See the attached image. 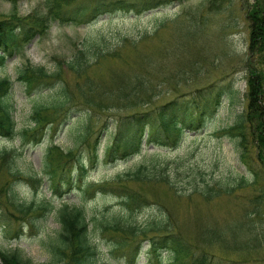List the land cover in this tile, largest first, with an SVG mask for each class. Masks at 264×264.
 <instances>
[{
    "label": "trees",
    "instance_id": "trees-1",
    "mask_svg": "<svg viewBox=\"0 0 264 264\" xmlns=\"http://www.w3.org/2000/svg\"><path fill=\"white\" fill-rule=\"evenodd\" d=\"M5 1L15 5L23 0ZM44 1L41 8L26 15L12 13L0 19V65L27 42L47 35L55 23L92 25L102 15L141 16L170 5L182 8L192 0ZM204 3L207 11L216 12L229 7L231 0ZM245 14L249 38L244 65H252L247 67L245 78L246 105L232 124L218 128L215 135L235 142L249 180L241 176L235 183L206 176L185 163L173 169L167 160L157 158L161 153L158 150L178 149L184 136L194 141L204 138L206 122L222 97L234 93L233 82L220 84L221 78L193 89L183 88L197 69L196 63L188 65L187 72L184 69L187 61L195 57L188 45L200 41L202 46L206 16L196 10L183 17L173 13L150 30L142 31L136 39L128 35L111 39L105 34H94L82 39L71 57L53 55L50 68L28 61L18 67L15 80L0 79V178L4 177L0 182V232L20 237L26 227L28 233L36 236L39 221L53 211L48 204L21 202L16 185L27 182L32 189L44 186L53 197L62 199L79 190L83 201L97 190L115 197L126 212L153 205L152 214L141 224L133 223L126 213L112 214L89 228L83 207L63 203L55 212L58 232L49 235L45 242L50 255L45 264H94L100 251L99 241L106 244L112 257L123 258L129 264H136L141 254L148 264H264V257L254 254L255 241L261 237L255 229L251 230L253 214L264 211V189L257 188L259 175L264 172V68L252 64L253 58L264 64V0H253ZM165 26L172 32V40L148 53L138 51L135 64L123 57L122 48H136L154 41ZM108 59H118L124 66L108 70L110 79L104 82L91 72ZM170 63L173 68H169ZM16 85L26 96L33 95L39 100L30 108L29 123L20 128L12 99ZM171 86L172 97L168 99L170 91L166 88ZM75 125L76 143L64 149L50 142L41 160L42 173L24 174L16 166L23 151L13 141L32 147L64 126ZM104 136L107 142L101 148ZM143 146L156 150L148 158L142 155L131 169L113 175L108 181L95 187L87 183L91 170L126 162L140 155ZM184 180L189 183L182 189ZM248 187L252 193L246 196L243 192ZM157 189L171 193L175 199L200 197L207 209L225 195L245 200V204L235 223H219L208 213L199 212L191 221V230H183L175 215L158 199ZM145 190H150L154 198ZM14 220L20 223L13 230ZM0 264L33 263L15 249L0 250Z\"/></svg>",
    "mask_w": 264,
    "mask_h": 264
},
{
    "label": "rangeland",
    "instance_id": "rangeland-1",
    "mask_svg": "<svg viewBox=\"0 0 264 264\" xmlns=\"http://www.w3.org/2000/svg\"><path fill=\"white\" fill-rule=\"evenodd\" d=\"M205 1L207 0H192L184 4L182 8L179 6H167V8H159L153 11H147L144 15H123L115 14L112 17L102 15L92 25H76L74 23L68 24H53L47 35L38 37L23 47L17 50L16 53L7 57L6 62L0 65V79L9 77L15 80L18 67L25 62H30L34 65H45L50 68L53 55L58 57L69 58L72 55L73 49L84 39L94 34H105L108 38L114 39L118 35H128L131 39H136L142 31L150 30L161 19H166L173 13L180 14L182 17L186 13L196 10L205 14L203 44L200 41L191 42L188 49L195 57L187 61L184 67L188 71V65L192 63L197 64L196 73L191 74L186 86L183 88L193 89L194 86L204 85L209 82L215 81L218 78L222 80L219 82H233L232 90L234 93L228 97H222L220 105L213 113L212 117L206 122L207 130L204 138L193 140L190 136H184L181 145L174 151L166 152V149H161L160 155L157 156L158 160H167L171 167L175 169L180 164L185 163L189 166L199 169L206 176L212 175L216 178H222L229 182H238L241 176L249 180L250 176L245 172L237 156V147L235 142L230 138L215 135V131L220 127H227L232 124L237 115L244 110L246 105V80L248 69L252 66L244 65L247 55L246 44L248 42L249 27L246 19V3L250 4L253 0H231L229 7L219 11H207ZM44 0H23L17 2L15 5L7 1L0 0V19L10 16L12 13L18 15H26L34 9L41 8ZM172 32L167 26L162 27L158 32L157 38L152 42L146 44H139L136 48L124 47L121 49L123 57L131 64H135L138 51L148 53L158 48L164 41L172 40ZM115 45V43H114ZM259 59L253 58L252 64L257 68L264 64L257 63ZM261 65V66H260ZM124 64L118 59L104 60L98 67H95L91 72L92 75L102 81H109L110 75L108 70H116L123 67ZM172 63L169 68H173ZM264 70V69H263ZM186 71V72H187ZM170 91L168 99L172 97L171 91L173 87H167ZM14 103V117L17 126L20 128L26 125L29 120L30 108L33 104L38 102L33 95L26 96L16 85L12 94ZM42 99V98H40ZM77 133V126H64L59 131L47 135L42 142L33 145L32 147H23L18 142H12L13 145L22 149V156L16 161V166L24 173L33 175V173H42L41 160L46 148L55 143L62 148L73 146L76 142L74 136ZM203 133V134H204ZM193 135V134H191ZM107 137L104 136L101 141V148L107 142ZM51 142V143H50ZM6 144H10L9 141ZM2 146V145H0ZM156 150L151 146H143L140 155H135L126 162H118L109 164L107 166L100 165L98 168L91 170L88 176V182L93 183L92 187L99 185V183L108 181L110 178L121 173L124 170L131 169L139 162L142 155L146 158L151 156ZM262 171L263 169H259ZM264 171V170H263ZM248 174V175H247ZM259 185L257 188L264 189V172L259 175ZM186 178V177H185ZM4 180L1 176L0 182ZM197 180V178H196ZM189 181V180H188ZM184 180L183 188H187L188 182ZM254 186V185H252ZM181 187V185H180ZM244 195H251V188H244ZM17 198L25 204L33 205H46L48 204L53 208L52 213L46 216L45 220L39 221L40 228L36 236H32L27 232V228L23 229L24 235L14 237L11 234H4L0 232V250H15L17 249L24 257H28L33 264H45L49 260V252L46 250L47 237L54 236L58 232L59 222L56 219L55 212L59 209L60 205L67 203L69 206L83 207L88 218L89 228L97 225L101 219L112 216V214H119L126 216L134 223H144L152 214L153 205L145 206L144 208L134 209L132 212H126L119 204L115 197L104 195L95 190L92 194L87 196L83 201L80 192H70L64 198L53 197L46 187L41 189H32L29 183L23 182L15 186ZM149 197H153L150 190H145ZM158 199L169 208V211L175 215L176 221L181 224V228L190 231L192 228V219L196 217L199 212L202 214L208 213L214 217L219 223L228 222L229 224L235 223L234 219L240 217L242 207L245 200H236L232 197L221 196L217 203L211 205L210 209L206 208V204L201 201L200 197L184 199L180 197L175 199L171 193L158 190ZM5 191L2 193V197ZM242 193V194H243ZM15 221V220H14ZM251 221L254 223L252 231L258 232L261 239H256L254 253L257 257H264V211L261 213H254ZM20 221H15L11 227L18 228ZM245 234V233H243ZM257 242L259 245L257 246ZM146 249V245L144 246ZM144 249V250H145ZM99 255L95 258L94 264H129L123 258L112 257L104 242L99 241ZM165 257L167 254H163ZM238 256L239 255H235ZM136 264H148L147 260L141 254L136 261ZM249 264V263H248Z\"/></svg>",
    "mask_w": 264,
    "mask_h": 264
},
{
    "label": "bare ground",
    "instance_id": "bare-ground-1",
    "mask_svg": "<svg viewBox=\"0 0 264 264\" xmlns=\"http://www.w3.org/2000/svg\"><path fill=\"white\" fill-rule=\"evenodd\" d=\"M252 2H253V1H252ZM252 2H251V3H252ZM245 3H246V6H248V5L250 4L248 1H245Z\"/></svg>",
    "mask_w": 264,
    "mask_h": 264
}]
</instances>
